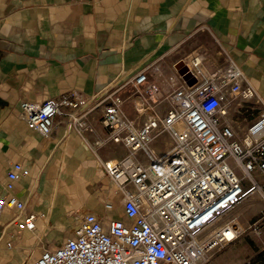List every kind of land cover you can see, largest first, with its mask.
<instances>
[{
  "label": "crops",
  "instance_id": "crops-1",
  "mask_svg": "<svg viewBox=\"0 0 264 264\" xmlns=\"http://www.w3.org/2000/svg\"><path fill=\"white\" fill-rule=\"evenodd\" d=\"M194 57L201 60L199 83L232 60L239 64L257 97L224 103L223 122L244 132L264 111V0H0V197L15 194L26 207L0 213V264H34L43 251L61 247L89 212L106 224L134 222L103 167L130 152L103 126L101 110L79 130L64 109L45 137L23 119L22 103L118 90L121 113L139 127L153 107H171L170 95L184 84L178 70ZM141 71L147 81L135 88ZM167 144L162 135L153 145L163 153ZM136 158L148 162L144 154ZM15 163L29 175L8 190ZM30 211L36 230H20L18 220Z\"/></svg>",
  "mask_w": 264,
  "mask_h": 264
},
{
  "label": "built area",
  "instance_id": "built-area-1",
  "mask_svg": "<svg viewBox=\"0 0 264 264\" xmlns=\"http://www.w3.org/2000/svg\"><path fill=\"white\" fill-rule=\"evenodd\" d=\"M200 63L194 57L182 64L178 71L184 84L170 95L171 107L164 113L153 107L139 127L121 113L118 90L22 103L23 119L45 137L64 109L70 110L68 124L79 130L90 113L101 110L103 126L130 152L103 167L123 193L125 214L134 222L112 219L106 224L95 213H86L61 247L43 251L34 264H207L245 232L239 216L224 218L251 190L258 191L264 203V184L254 176L258 172L264 179V111L244 132L225 124L224 103L252 102L256 91L233 60L222 73L199 83ZM146 81L141 71L132 83L138 88ZM145 107L141 101L136 105L139 112ZM162 135L170 145L158 153L153 144ZM138 154L148 162L137 160ZM28 175L21 163L13 164L6 188L11 190L13 182ZM246 179L251 181L248 189ZM112 207L105 203L106 209ZM5 208L26 210L12 193L0 197V213ZM36 221L34 212H26L17 227L35 231Z\"/></svg>",
  "mask_w": 264,
  "mask_h": 264
},
{
  "label": "rangeland",
  "instance_id": "rangeland-1",
  "mask_svg": "<svg viewBox=\"0 0 264 264\" xmlns=\"http://www.w3.org/2000/svg\"><path fill=\"white\" fill-rule=\"evenodd\" d=\"M234 119L237 114H232ZM259 184L263 177L254 172ZM247 189L251 181L246 179ZM239 216L245 232L232 244L220 249L207 264H264V203L258 191L251 190L243 201L224 220Z\"/></svg>",
  "mask_w": 264,
  "mask_h": 264
},
{
  "label": "bare ground",
  "instance_id": "bare-ground-1",
  "mask_svg": "<svg viewBox=\"0 0 264 264\" xmlns=\"http://www.w3.org/2000/svg\"><path fill=\"white\" fill-rule=\"evenodd\" d=\"M187 76H188V77H189V76H191V73H188V75H187Z\"/></svg>",
  "mask_w": 264,
  "mask_h": 264
}]
</instances>
